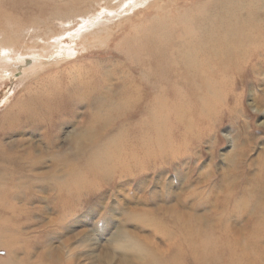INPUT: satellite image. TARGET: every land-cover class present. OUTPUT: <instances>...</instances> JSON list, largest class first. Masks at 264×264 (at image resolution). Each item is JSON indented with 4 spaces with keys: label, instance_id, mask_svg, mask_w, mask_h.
Wrapping results in <instances>:
<instances>
[{
    "label": "rangeland",
    "instance_id": "1",
    "mask_svg": "<svg viewBox=\"0 0 264 264\" xmlns=\"http://www.w3.org/2000/svg\"><path fill=\"white\" fill-rule=\"evenodd\" d=\"M116 3L0 0V40L12 41L14 54L42 49L63 36L65 28L84 24V16L95 21L109 16ZM225 13L264 31V0H146L111 18L108 27L95 28L104 30L101 34L61 37L74 48V56L0 80V154H17L26 164L17 179L25 183L19 196L9 199V191L0 192V264H158L170 259L172 242L183 238L179 224L186 222L195 227L191 237L200 240L205 232L220 233L219 224L246 240L258 214L254 201L261 193L256 188L264 184V55L244 62L240 76L234 78L233 68L226 78L216 77L218 88L227 91L222 104L215 105L216 114L178 122L158 112L159 122L170 130L152 136L148 146H137V141L149 139L145 130L152 129V117L131 104L134 91L131 99L124 98L125 90L145 85L158 59L166 58L155 52V40H166L170 30L174 46L186 35L199 34L203 18ZM75 15L84 16L65 27L57 20ZM166 85L179 97L194 94L176 76ZM119 100L125 105L118 107ZM45 102L52 106L47 115L41 109ZM185 109L189 117L203 111ZM76 132L103 134L87 136V143L112 134L117 138L109 150L126 143L122 149L135 159L141 152L153 157L144 159L143 166L113 160L100 176L79 165L80 178L73 183L78 193L67 206L45 189L43 180L55 167L61 174L68 163L91 157L90 151L73 155ZM60 180L67 185L65 176ZM7 181L0 177V183ZM237 184L246 186L248 195ZM228 194L234 199H225ZM247 196L251 204H245ZM247 252L238 255L245 264H264V248Z\"/></svg>",
    "mask_w": 264,
    "mask_h": 264
},
{
    "label": "bare ground",
    "instance_id": "2",
    "mask_svg": "<svg viewBox=\"0 0 264 264\" xmlns=\"http://www.w3.org/2000/svg\"><path fill=\"white\" fill-rule=\"evenodd\" d=\"M145 2L146 0H117L116 6L111 7L110 12H108L110 15L106 17L99 16L97 21H95V19L91 20L89 16L84 15H75L70 19L57 18L65 27L67 24L74 22L76 16H84V24H79L77 28L73 26L65 28L63 36L54 37L53 41L42 49L34 47V49L28 50L27 52L14 54V48H16L15 44L12 41L6 42L3 39L0 40V80L5 78L11 80L18 70L26 75L36 70L39 71L43 69L51 62L63 61L74 56V54H76L74 48L68 45L61 37H68L72 40H76L81 36L84 37L87 32H91L92 34L90 33V35L101 34L104 32V30H101V26L106 25L108 27L110 22H112L111 18H118L124 12H129L145 4ZM108 7L106 6L102 9L103 14ZM241 21L242 20L238 19L237 15L228 13L221 16H213L208 19L203 18L201 22L203 27L199 34L189 37L186 35V38L175 43L173 46L175 34L167 30V37H164L166 40H155V42L152 43L154 44L153 47L155 48V52L158 54H166V58L163 60L158 59L156 71L150 73L151 78L145 85L142 84L143 87L138 86L134 88V90H125L124 92L126 94L124 98L129 100L131 99L129 93L134 91L136 97L130 100L131 104H137L139 108L152 117V129L149 128L145 130V136H149V139L138 140L137 146H148L152 144V136H161V134H165L170 130L162 125V121L160 117H158V112L169 113L171 117L174 115L175 120L178 122L182 121L184 118L193 119L195 117L201 119L206 115L216 114L218 108H215V105L217 103L222 104V98H225L227 95V91L225 92L223 89L218 88L221 82L218 83V81L215 80L216 77L221 76L226 78L227 72L230 71V69L233 70V68L235 70L232 72L234 78L236 75L240 76L243 74L242 68H244V62L246 64H251L253 57L264 55V31L258 29L259 27H251ZM206 23L208 24L205 25ZM95 28L101 29L100 31H96ZM159 29L156 31L158 35L161 34V30L159 31ZM69 31H73V33L70 34ZM158 35L156 34V36ZM151 36H153V34ZM154 38L156 37L152 39ZM150 42L152 41L149 40L148 43ZM170 45L172 46L170 47ZM172 76H176L179 81L184 80L188 88L193 89L194 94L181 95L180 97L178 95H173L171 89L166 85L169 78H172ZM223 82H225V79L222 83ZM8 98L9 97L4 98L3 103H6ZM122 103L123 102L119 100L116 102V105H118V107L125 105ZM41 107L44 115H47L52 108L50 102L43 103ZM194 107L202 108L203 111L195 113L190 112L189 117L188 113L185 112V108L189 109ZM73 136V155L79 156V154L90 151L91 157L85 159L80 164L77 163V161L76 163L74 162V164L72 162L68 163L66 169L61 171V174H59V170L57 171V167H55L50 173H46L43 180L45 189L47 187L50 189L49 192L57 194L59 200L67 203V206L73 204L74 200L71 199V197L78 193L73 187V183L80 178L77 170L79 165L81 168H88L90 174L93 176H100L103 174L102 170H107L109 168V162L113 160L117 162L128 161L131 163L133 162L136 166H143L145 163L144 159L153 157V154H150V152H141L139 153L140 157L135 159V156L131 154V152L130 154L128 152L125 153L126 151L123 150L124 148L122 149L123 146L127 145L124 142V145H121V147L116 144L117 146L115 149L109 150L111 149L110 146H113L117 138V136L112 134L106 135L108 137L105 141H99V138L92 143H87L88 141L86 140L90 139V137L88 138L87 136H103V134L95 135L89 132L81 134L80 132H76ZM25 167L26 164L24 159H18L17 154H0V177L7 178L8 180L5 184L0 183V192L4 191L8 193L9 191V193L6 194V197L9 199L10 197L17 198L19 196V189H21L25 183L22 181L19 182L21 183L19 184L17 179L19 176L24 175ZM63 176L66 177V186H63L60 180ZM27 183H29L28 180ZM237 188L240 189L239 191L242 193L248 195L249 189L243 184H237ZM256 189L261 193V197L256 198L254 201L256 204L255 210H258V214H255L257 216L254 219L255 222L252 228H248L245 241H242L239 237L231 236L229 233H226L225 229H228V226H223V224H215L222 229L221 232L215 236H208L207 232H205L206 234H201V240L206 237L212 238L210 240L205 239V241H201L199 238L191 237L195 227H192L186 222L183 224L184 226L179 224L180 233H183V238L172 242L171 247L173 254L170 256V259L167 261L161 260L157 263L186 264L191 262L192 264H245V258H238L239 252L241 253L242 251V253L246 255V252L253 247L258 249L264 248V184L259 185ZM225 196V199H234L235 197L234 194ZM252 200L253 199L247 196L245 204H251ZM253 211V209L247 210L249 214ZM199 240L201 241L200 244L197 243Z\"/></svg>",
    "mask_w": 264,
    "mask_h": 264
}]
</instances>
